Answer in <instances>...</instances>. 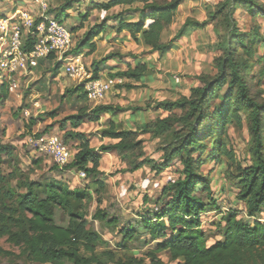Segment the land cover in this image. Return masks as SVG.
I'll return each instance as SVG.
<instances>
[{"label": "trees", "instance_id": "1", "mask_svg": "<svg viewBox=\"0 0 264 264\" xmlns=\"http://www.w3.org/2000/svg\"><path fill=\"white\" fill-rule=\"evenodd\" d=\"M80 1L64 0L57 7L56 14L53 15L50 8L47 12L64 24L66 10ZM183 1L86 0L84 12L78 14L80 20H86L93 11L106 15L83 32L69 50L71 54L84 49L87 54H92L96 48L94 38L106 31L116 34L126 31L145 51L158 55H164L180 38L207 24L220 27L222 32L218 33L219 42L213 49V73L198 74L197 84L190 87L187 96L153 102V107L165 111L166 115L144 120L138 130L121 127L109 118L99 133L115 142L102 144L96 150L89 145L84 133L74 130L62 133L65 143L69 140L76 142V151L65 167L82 171L85 178L91 179L98 204L106 187L104 174L99 169L101 153L117 151L134 156L142 150L141 134L163 142V160L156 162L143 158L137 161L135 158L130 161L129 170L149 164L160 172L176 157L181 164L179 177L161 188L153 206L140 214L134 225L120 228L122 254L117 255L114 250L107 249L106 242L94 229L87 226L86 212L75 207V203L80 204L90 194L54 181L39 184L27 178L20 179L18 176L22 172L19 169H13L7 176L0 171V237L5 236L8 242L18 246L19 255L26 260L35 264H166L158 256L164 251L168 260L175 264H264V96L262 90L254 92L251 89L248 78L257 46L264 43V38L258 28L239 29L234 18L235 10L243 8L252 19H264V0H219L214 7L206 8L205 20L186 18L175 34L163 41L164 33ZM116 7L117 11L109 13ZM75 30L77 27L70 26L71 36ZM31 45L32 39L27 36L24 49H30ZM112 58L121 59L122 56L119 52H111L92 61V78L100 77L99 66ZM256 62H264V55L257 56ZM148 71L151 70L145 62L136 61L133 67L127 64L126 69L109 73V76L135 82ZM122 86L131 87V84H116V87ZM65 93L81 102L87 99L80 84L65 89ZM7 94V89L1 86L0 98ZM88 109L87 105L80 106L62 121L75 129L85 119L97 121L103 113L113 115L121 110L110 104H96L87 112ZM46 115L54 117L55 111ZM243 121L249 136V163L246 165L235 162L226 142L228 128H240ZM63 126L61 123L62 130ZM206 139L210 144L207 157L217 161L225 158L235 164V196L245 211L242 216L235 209H227L215 222L220 239L210 244L206 243V236L200 228V214L219 210L220 205L211 196L208 177L200 170L205 162ZM3 153L8 154V151L0 144V156ZM11 179L16 181L15 187L11 186ZM56 207L68 215L66 225L55 222ZM93 218L103 221L105 211L96 208ZM116 223L114 218L106 221L109 226ZM139 226L148 237L143 243H154L143 258L129 253L124 245L139 237ZM0 254L12 255V252L0 248Z\"/></svg>", "mask_w": 264, "mask_h": 264}, {"label": "rangeland", "instance_id": "2", "mask_svg": "<svg viewBox=\"0 0 264 264\" xmlns=\"http://www.w3.org/2000/svg\"><path fill=\"white\" fill-rule=\"evenodd\" d=\"M44 1L54 15L58 9L57 7L64 0ZM81 1L80 5L74 2L72 8L66 11L67 16L63 20L67 28L70 29V26L77 27V30L72 32V46L75 45L76 40L82 36L85 30L89 29L94 23L101 21L106 15L105 13L93 11L86 20H80L78 14L84 12L86 5V0ZM218 1H183L177 9L172 23L165 31L163 41L169 40L186 18H193L200 22L205 20L206 8L214 7ZM15 9L27 10L34 17L38 15V6L35 0H0V18L10 17ZM117 10L116 7L109 13ZM234 18L239 29L248 31L258 28V32L264 38L263 18L252 19L243 8L235 10ZM17 22L19 21L17 20ZM80 24L81 27H79ZM216 27L213 28L211 23L203 28L190 31L189 34L180 38L164 55L149 53L131 38L122 37V34L117 43L115 42L116 37L111 34L108 35L107 31L99 36L97 35L94 38L96 48L92 54H87L86 49L80 51V53H83L80 58L85 70L90 69L92 71V60H98V58H102L111 52H119L123 56L117 61L119 68L126 69L127 62L129 65L134 66L135 60H138L137 57H139L140 61L148 62L151 71H148L146 75H141L145 79L140 84L136 85L127 79H122V83L128 82L131 87H116L114 85L110 88L104 100L98 104H104L103 102L106 99H110L112 101L110 104L119 107L121 110L116 111L114 115L102 114L100 124L89 122L84 124L83 129L89 139V145L96 150L102 144L115 142V140L106 137L101 138L92 131L97 126L104 127L109 118H113L121 127L137 129L139 118L149 120L157 115H166L165 111L156 110L153 107V102L175 99L180 95L187 96L190 87L197 84L196 76L198 74L201 72L213 73L212 58L215 53L213 49L219 42L218 33L222 32L220 27ZM23 37L27 38L24 34ZM261 55H264V43L257 46L248 78L251 89L254 92L262 90V96H264V62H256L257 56ZM106 63L113 64V61L108 60ZM102 71L103 75L100 74L102 78H110L107 64ZM74 84H76V81L64 73L62 63L52 57L39 60L33 74L20 76L16 91L8 92L6 97L0 98V144L5 146L8 151V154L3 153L0 156V171L1 174L7 176L13 169H19L22 172L18 176L20 179L27 178L39 184L54 181L69 189L78 188L90 194L89 197L83 198L80 204L75 203V207L86 212L87 226L100 235L106 242L107 249L114 250L117 255H121L122 250L119 246L121 242L120 228L129 224L134 225L140 214L153 206V202L160 196L161 188L179 177L181 164L176 157H173L170 165L160 172H156L149 164L130 171V161L135 158H137V161L143 158L152 159L156 162L163 160L161 149L163 142L157 138H150L148 134L139 135V138L143 140L142 150L134 156H127L125 153L117 151L101 153L102 159L99 169L104 174L106 187L101 194L102 200L98 204L94 191L95 185H93L91 179L79 177V171L75 169L64 166L59 168L48 156L37 153L27 142L29 136L33 134L55 133L62 137L61 123L64 124V130L69 129L68 122H64L62 119L74 114L77 104L73 98L65 95V89ZM133 108H141V110H133ZM52 111H55L54 117L46 115ZM130 120H135V122ZM204 141L206 142V151L203 154L205 162L201 165L200 170L208 177L211 196L220 205L219 210H209L200 214V228L206 236V243L210 244L220 239L215 222L227 209H235L242 216L245 215V211L242 202L237 200L235 196L237 193V188L233 184V175L236 174L235 164L225 158L217 161L207 157L206 154L210 150V144L207 139ZM226 142L228 148L233 152L236 163L239 162L242 165L249 163V136L244 121L240 128L234 126L228 128ZM66 145L74 154L76 142L69 140L66 141ZM10 184L15 187L16 181L11 179ZM96 208L105 211L103 221L93 218ZM111 218H114L117 222L114 226L106 224V221ZM54 220L59 225H66L68 215L65 211L56 207L54 209ZM139 232H141L139 237L127 241L124 245L129 253L143 258L146 252L154 247V243L144 244L143 241L148 240V237L142 233L140 226ZM0 248L12 252V255L0 254V264H35L19 255L20 248L8 242L5 236L0 237ZM98 250H100L99 247ZM158 256L166 264H175V262L168 260V254L164 251L160 252Z\"/></svg>", "mask_w": 264, "mask_h": 264}, {"label": "built area", "instance_id": "3", "mask_svg": "<svg viewBox=\"0 0 264 264\" xmlns=\"http://www.w3.org/2000/svg\"><path fill=\"white\" fill-rule=\"evenodd\" d=\"M35 2L38 6L36 17L27 10L17 9L10 17L0 18V88L4 86L8 92L16 91L20 76L29 75L39 60L53 55L62 63L64 73L83 86L87 100L95 105L100 103L113 86V79L92 78L80 60L69 53L73 42L69 29L47 12L44 0ZM23 34L32 39L28 50L24 49L26 39ZM27 142L59 168L65 167L73 157L62 137L55 133L33 134ZM78 175L85 177L82 171Z\"/></svg>", "mask_w": 264, "mask_h": 264}, {"label": "crops", "instance_id": "4", "mask_svg": "<svg viewBox=\"0 0 264 264\" xmlns=\"http://www.w3.org/2000/svg\"><path fill=\"white\" fill-rule=\"evenodd\" d=\"M20 3V2H19ZM82 3V1H80V3L78 4V5H80ZM13 6H14V4H12ZM72 8V7H71ZM70 8V9H71ZM15 10H17V9H15ZM15 10H13V12L11 13V15L15 12ZM66 11H68V10H66ZM66 14H67V12H65ZM108 32V35L109 34H111L113 37H116L115 38V42L117 43V41H119V37L121 36V34L123 35L122 37H127V38H131L130 36H129V34H128V32H126V31H123V32H121V33H119V34H116V33H113V32H109V31H107ZM99 35H101V33L99 34ZM98 35V36H99ZM132 39V38H131ZM94 42H95V40H94ZM142 48H143V46L142 45H140ZM71 54V53H70ZM81 54H83V53H76V54H71V56H73V57H77L79 60H80V62H81V58H80V56H81ZM121 55V54H120ZM122 56V55H121ZM123 57V56H122ZM99 59V58H98ZM135 58L133 57V60H134ZM137 59L138 60H135V62L136 61H140L139 60V57H137ZM42 60V59H41ZM108 60H112L113 61V64H110V63H106V61H105V63L107 64V66H108V68H109V71H108V73H113V72H115V71H117V70H123V69H121V68H119V63L117 62L119 59H108ZM107 60V61H108ZM92 61H96V60H92ZM92 61H91V63H92ZM140 62H145L144 60L142 61H140ZM101 64L100 66H99V75L100 74H102L103 75V71H102V69L105 67V65L106 64ZM146 64H147V66L149 67V64H148V62H145ZM82 64V63H81ZM127 64H129L128 62H127ZM126 67V66H125ZM133 67V66H132ZM36 68H34V70H35ZM33 70V71H34ZM33 71H32V73H30L29 75H31V74H33ZM88 72H91V70L89 69V70H87ZM29 75H27V76H29ZM101 77V76H100ZM110 77V76H109ZM110 78H112V77H110ZM144 77L142 76L141 77V79L139 80V81H133V80H129V79H127L128 81H131L133 84H140V83H142L143 81H144ZM113 81H114V83H113V86L114 85H116V84H118V83H120L121 81H122V78H120V77H113ZM75 85H77V83L76 84H74L73 86H75ZM73 86H71V87H73ZM73 98V97H72ZM74 99V98H73ZM104 100V99H103ZM102 100V101H103ZM75 102H76V104H77V108L78 107H80V106H83V105H87L88 107H89V109L87 110V112H89V110H90V108L91 107H93V106H95V104H92L90 101H88L87 99L85 100V102H81L80 100H74ZM112 101L110 100V99H106V101H104L103 103L104 104H110ZM101 103V102H100ZM89 104H92V105H89ZM111 106H112V104H110ZM77 110V109H76ZM104 114H106V115H111L110 113H103V115ZM115 114V113H114ZM113 114V115H114ZM102 115V114H101ZM101 115L99 116V118H98V120L97 121H88V120H84L77 128H75V129H73V128H71V127H69V129H66V130H74V131H79V132H82V133H84L85 134V130L83 129V126H84V124L86 123V122H89V123H91V124H93V123H96V124H100L101 123ZM145 120V119H144ZM144 120H142V118H139V124L140 123H142ZM131 122H135V120H130ZM69 124V123H68ZM70 126V125H69ZM99 129H101V125L100 126H97L96 128H94L92 131H94V133L95 134H97L99 137H101V138H104L103 136H101V134L98 132L97 133V131H99ZM66 130H64L63 129V132L64 131H66ZM89 140V139H88ZM75 151H76V148H75ZM104 153H106V152H104ZM73 155V154H72ZM102 159V158H101ZM101 161V160H100Z\"/></svg>", "mask_w": 264, "mask_h": 264}]
</instances>
